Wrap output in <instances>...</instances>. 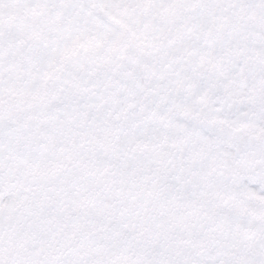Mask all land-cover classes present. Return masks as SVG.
I'll return each instance as SVG.
<instances>
[{
    "label": "snow or ice",
    "instance_id": "obj_1",
    "mask_svg": "<svg viewBox=\"0 0 264 264\" xmlns=\"http://www.w3.org/2000/svg\"><path fill=\"white\" fill-rule=\"evenodd\" d=\"M0 264H264V0H0Z\"/></svg>",
    "mask_w": 264,
    "mask_h": 264
}]
</instances>
